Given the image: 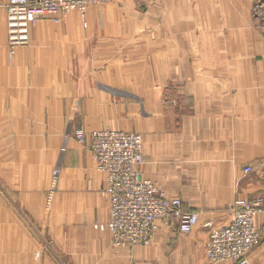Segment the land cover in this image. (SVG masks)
<instances>
[{
    "label": "crops",
    "instance_id": "crops-1",
    "mask_svg": "<svg viewBox=\"0 0 264 264\" xmlns=\"http://www.w3.org/2000/svg\"><path fill=\"white\" fill-rule=\"evenodd\" d=\"M243 2L246 19L249 3ZM6 4L7 0L5 18ZM225 11L236 18L235 3ZM3 19L0 95L11 101L3 102L0 110L19 112L22 121L12 122L13 132L20 133L14 141L41 144L31 148L36 154L44 152L54 159L64 147L61 163L70 162L66 173L77 186L70 197L75 214L61 240L67 263L234 264L208 261L205 245L211 228L229 222L226 207L264 192V166L259 167L264 160V38H252L245 30L241 39L182 43L188 48L182 62L181 42H171L172 62H161L149 72L142 65L147 58L139 54L146 45L136 47L139 42H132L129 53L119 55L126 42L103 46L51 40V20L32 24L29 44L10 54ZM63 30L59 28V36ZM169 70L185 81L194 110L173 120L172 131L161 117L163 104L149 97L162 92ZM73 110L72 117L62 113ZM52 111L60 114L52 119ZM80 127L86 132L110 128L140 134L142 177L166 196L179 197L186 211L198 213L193 231L184 234L160 224L148 246L129 247L115 246L109 232L94 229V224L109 218L100 193L106 177L95 169L91 154L77 147L81 145L75 131ZM248 164L253 171L245 176ZM263 220L264 211L255 221L259 225ZM248 264H264V244L249 255Z\"/></svg>",
    "mask_w": 264,
    "mask_h": 264
},
{
    "label": "rangeland",
    "instance_id": "rangeland-1",
    "mask_svg": "<svg viewBox=\"0 0 264 264\" xmlns=\"http://www.w3.org/2000/svg\"><path fill=\"white\" fill-rule=\"evenodd\" d=\"M239 1L242 4H238L237 0H100L89 6L88 15L84 19L76 10H72L59 22H55L52 17L32 21L29 31L32 24L51 20V40L100 42L103 46H114L113 42H126L119 49V55L129 53L130 47H133L130 46L132 42H139L135 44L136 47L146 45L139 53L147 58V63L142 65L149 67L151 72L161 62L165 65L172 62L171 42H181L179 55L182 62L188 49L187 46L182 47V43L225 42L226 37L230 41L235 36L241 39L245 30L252 38H264V33L251 20V8L258 0H247L249 8L246 19V6L243 0ZM5 2L6 0H0V30L1 20L4 18L8 47ZM234 3L237 7L236 18V14L228 16L225 11ZM61 27L64 30L62 36H59ZM64 40L61 42H65ZM108 65L112 66L113 63ZM172 75L170 70L164 74L162 92L149 96L153 97V101L163 104L161 117L168 121V131L175 130L171 127L173 120L186 118L194 112L193 96L188 93L185 81L178 75ZM132 98L135 100L134 96ZM5 101H11L10 96L0 95V105ZM38 113L40 112H36ZM41 113L46 116L50 113L52 119L60 114L54 111ZM62 113L72 117L76 111ZM18 115L19 112L15 114L0 110V264H68L67 256L61 251V240L75 214V209L70 207V197L77 186L74 178L66 173L71 164L61 163L63 156H66L64 147L59 150L56 158L50 159L46 153L36 154L31 149L41 144L14 141L15 136L20 135L18 129L16 133L13 132L12 123L13 120L22 121V117ZM81 146L77 145L83 152L90 153L85 145ZM263 161L259 167L263 168ZM248 166L251 174L252 167L249 164ZM94 167L100 172L95 164ZM100 193L103 196L102 189ZM262 194L264 192L260 190V196L255 195L253 199L245 201H254L257 198L264 201ZM228 207L225 208L226 213ZM107 222L96 223L93 228L109 232L95 228V225H105ZM62 242L65 250L67 241L64 239Z\"/></svg>",
    "mask_w": 264,
    "mask_h": 264
},
{
    "label": "built area",
    "instance_id": "built-area-1",
    "mask_svg": "<svg viewBox=\"0 0 264 264\" xmlns=\"http://www.w3.org/2000/svg\"><path fill=\"white\" fill-rule=\"evenodd\" d=\"M100 0H7L6 27L10 54L13 49L29 44V24L52 17L55 22L76 10L86 17L88 8ZM253 24L264 33V2L251 8ZM85 25V24H84ZM75 139L85 145L98 170L105 174L102 194L108 204L109 221L95 225L111 233L117 246H147L160 224L188 234L198 223V213L186 211L179 197H168L151 181L144 179L140 167L145 162L143 140L138 133L101 129L75 131ZM251 168L246 166L244 175ZM264 209L260 198L237 200L227 208L230 222L211 228L205 245L207 260H229L247 264L249 254L264 244V220L257 225L256 216Z\"/></svg>",
    "mask_w": 264,
    "mask_h": 264
},
{
    "label": "bare ground",
    "instance_id": "bare-ground-1",
    "mask_svg": "<svg viewBox=\"0 0 264 264\" xmlns=\"http://www.w3.org/2000/svg\"><path fill=\"white\" fill-rule=\"evenodd\" d=\"M105 199V198H104ZM107 202V201H106ZM107 206H108V204H107ZM108 215H109V213H108ZM98 229V228H97ZM158 229H159V226H158ZM158 229L155 231V233L158 231ZM154 233V234H155ZM111 234V233H110ZM112 238V237H111ZM16 240V239H15ZM7 261V260H6ZM248 264V263H247Z\"/></svg>",
    "mask_w": 264,
    "mask_h": 264
}]
</instances>
